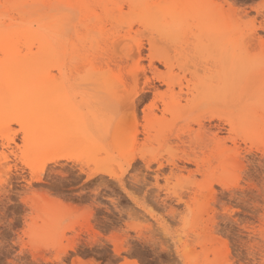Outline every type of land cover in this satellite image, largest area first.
Masks as SVG:
<instances>
[{
  "label": "rangeland",
  "instance_id": "1",
  "mask_svg": "<svg viewBox=\"0 0 264 264\" xmlns=\"http://www.w3.org/2000/svg\"><path fill=\"white\" fill-rule=\"evenodd\" d=\"M55 1L0 0V40L11 24L53 14ZM171 4L88 0L95 17L64 7L79 49L65 70L77 74L70 86L41 89L37 79L11 90L16 79L0 68V264H264V0H217V105L210 87L195 92L199 100L186 89L197 64L215 62L210 33ZM154 36L174 55L170 69L151 64ZM136 41L145 45L139 67L138 55L127 58ZM155 74L184 88L154 82L166 97L148 139L153 93L137 122L129 104ZM69 120L84 122V145ZM55 154L69 159L49 163Z\"/></svg>",
  "mask_w": 264,
  "mask_h": 264
},
{
  "label": "bare ground",
  "instance_id": "2",
  "mask_svg": "<svg viewBox=\"0 0 264 264\" xmlns=\"http://www.w3.org/2000/svg\"><path fill=\"white\" fill-rule=\"evenodd\" d=\"M79 0H56L57 3L52 12L55 11L53 14L50 15H37L36 17H31L29 20H26L24 23L21 22L22 26H13L11 24L10 31L8 35L0 40V68L5 66L4 70L2 71V79L11 78L16 79V82L13 84L11 90H19L23 89L29 85H34V82H38L36 85H40L41 89H47L51 84L59 82L64 87L72 85V81L77 78V74L71 72L70 74L66 73L67 67L71 64H75L76 60L78 59V45L72 41V35H74V29L72 27V20L69 23H66V15L63 14L64 7L68 8L69 10H74L79 14H86L88 11L92 16H96V10L94 8L87 7V1L84 0V6L78 7L77 2ZM92 2H99L102 1V4L108 2L109 0H91ZM172 3V7H182L188 17L193 15H198L199 23L197 27L201 29L205 24V30L208 31L210 34L209 40L211 41L210 45V56L215 60L211 62V64L204 67L203 70H200L199 65L197 64V69L193 72V80L189 79L187 81L186 89L189 93L193 94L196 100L199 98L195 95V92L204 86L210 87V91L213 95L211 100L215 105H217V0H170ZM6 5L13 4V2H6ZM89 4V3H88ZM53 6V5H52ZM87 7V8H86ZM89 8V9H88ZM174 8V9H176ZM26 11V10H25ZM67 12V11H65ZM104 15L106 16L105 21L109 20V18L113 17L109 16L111 13L109 10L103 9ZM20 12L19 14H22ZM27 11L25 12V14ZM29 13V12H28ZM74 13V12H73ZM110 13V14H109ZM27 15V14H26ZM68 16L73 17L72 15L67 14ZM28 16V15H27ZM150 18V16H149ZM148 18V19H149ZM141 19V18H140ZM150 20H153V16H151ZM94 30H96L97 25L101 24L99 21H95L92 19ZM37 24L38 28H35L34 25ZM141 24L144 25V21L141 19ZM96 25V26H95ZM4 23L0 24V31L3 30ZM169 27V24H166ZM165 26V27H166ZM147 27V26H146ZM148 28V27H147ZM198 28V29H199ZM144 35V34H143ZM147 35V34H146ZM155 35V34H153ZM148 36V35H147ZM130 37V35L128 36ZM154 38L149 40V47L151 52V64H153L154 60L165 65L167 68H171L172 64L174 63V55L172 52L169 53H161L160 49L158 48V44L162 42L158 41V39ZM122 43V42H121ZM165 43V42H164ZM135 47H131L130 54L127 58L135 59V55H138V60L135 61L137 66L139 67V60L142 55V51L145 48V45L142 41H136L134 43ZM165 46L168 43L164 44ZM171 47V46H166ZM136 54H133L135 51ZM36 49V51H34ZM134 57V58H133ZM52 62V68H57L61 77H55L51 71H44V67L47 62ZM192 68V67H191ZM187 70V68H185ZM184 70V71H185ZM139 74V73H138ZM137 75V73H136ZM196 75V76H195ZM141 76V75H139ZM187 77V76H186ZM188 78V77H187ZM43 80L44 82H39ZM159 81L165 84L168 87V91L173 92L175 86H179L181 92H183V81L181 79H174L167 78L162 75L155 74L153 79H146L143 83L144 87L141 91L137 92L130 101V113L132 119L137 122V108L140 103L145 101L148 97L149 93H153L154 100L150 104L149 107L146 108L145 113V121L147 122L143 127L144 135L149 139L151 137V130L153 125V120L151 121L150 114L153 113V109L156 106L157 101L165 102L166 94L161 93L155 86L154 82ZM1 84V83H0ZM140 79H135V85L139 86ZM162 84V85H163ZM162 89V88H161ZM150 95V94H149ZM147 100V99H146ZM199 100V99H198ZM187 103L190 105L191 100L188 98ZM168 111V108L165 107L163 110V115H165ZM215 113H210L207 117V120L211 122L213 119L217 118V111ZM130 115V114H129ZM130 116H128L129 118ZM130 117V118H131ZM130 120V119H127ZM131 121V120H130ZM158 121V120H157ZM156 122V121H155ZM129 123V122H128ZM69 131L70 132H77L80 131V138L82 139L81 143L84 145L88 141V132L84 122L80 124L74 123L73 120H69ZM132 124V123H131ZM135 125V124H134ZM135 128V133L138 132V127L136 125L133 126ZM132 127V128H133ZM204 127V126H203ZM51 129V127L47 124H43L44 132H47ZM140 132V131H139ZM203 135V134H202ZM196 137V136H195ZM136 139V136L133 137ZM207 139V138H206ZM210 141V140H209ZM203 147V146H202ZM39 148L43 151L50 150L51 144L50 142L42 143ZM48 150V151H49ZM6 158V157H5ZM62 159H69L65 155L55 154L51 155L48 158L49 163H57Z\"/></svg>",
  "mask_w": 264,
  "mask_h": 264
}]
</instances>
